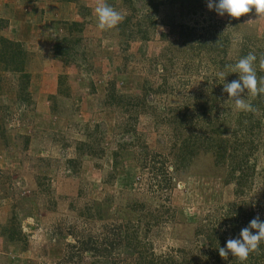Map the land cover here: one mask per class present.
Listing matches in <instances>:
<instances>
[{"label":"rangeland","instance_id":"rangeland-1","mask_svg":"<svg viewBox=\"0 0 264 264\" xmlns=\"http://www.w3.org/2000/svg\"><path fill=\"white\" fill-rule=\"evenodd\" d=\"M18 1L0 6V36L20 43L29 75L18 97L21 74L0 62V264H264V241L241 262L207 238L226 248L264 221V94H242L256 109L244 112L223 91L249 52L264 77V16L106 0L129 20L100 30L97 0ZM219 141L227 155L215 163ZM232 156L252 167L237 192ZM231 202L244 211L232 223ZM118 226L136 240L104 256L100 240ZM94 241L104 253L71 260Z\"/></svg>","mask_w":264,"mask_h":264},{"label":"clouds","instance_id":"clouds-1","mask_svg":"<svg viewBox=\"0 0 264 264\" xmlns=\"http://www.w3.org/2000/svg\"><path fill=\"white\" fill-rule=\"evenodd\" d=\"M207 7L215 10L217 14L239 18L250 13L253 8L258 16H264V0H207ZM94 12L98 18V28L108 30L117 27L124 19V16L106 0H97ZM257 56L254 52H249L245 57L240 58L235 65L228 66L231 72L239 73V79L230 83H224L223 91L228 93L229 98L234 101L235 108L239 111L254 112L256 109L250 100L245 99V92L251 97L264 94V77L258 79L256 68L254 67ZM259 65L264 70V55L259 58ZM225 73H219V78L225 80ZM252 229H257L256 234ZM240 238H230L227 240L226 248L219 247V255L227 259L229 252L237 257L241 262L246 261L251 253H260V243L264 241V221L257 215L249 225L242 228Z\"/></svg>","mask_w":264,"mask_h":264},{"label":"trees","instance_id":"trees-1","mask_svg":"<svg viewBox=\"0 0 264 264\" xmlns=\"http://www.w3.org/2000/svg\"><path fill=\"white\" fill-rule=\"evenodd\" d=\"M124 2H129V0H123ZM148 2V4L150 5V7L155 11L156 10V5H157V0H145ZM152 19V18H151ZM150 18L148 19V22L144 21L143 23H146L147 25L150 24L152 25V23H154V20L152 19L151 20ZM128 17L124 18L123 21L121 22V26H125V25H128ZM139 23V22H138ZM71 25H78L77 22H72ZM178 29L180 30L179 34L177 35V37H181V38H187V34L183 31V25H178ZM142 38H145L144 36V33L141 34ZM61 41H67L66 38H62ZM217 41H221V40H218L214 37H212V43H211V48L213 51L216 50V42ZM20 43L19 42H16V41H12V40H9L8 38H5L3 36H0V62L2 64H4V67L9 69L11 72H16V73H19L21 74L20 77L21 80H23V82H21V85H20V88L17 92V96L18 97H22V95H25L24 92L26 87H27V84H28V72L26 71V67H25V62H24V59L23 57L26 55V52L22 49V47H20ZM60 47L58 46V44H55L54 46V53L55 54H63L65 53V51L63 50H60L59 49ZM60 77L57 78V82L59 83L60 82ZM112 90V89H111ZM110 95H113V93H110ZM113 99V98H112ZM250 127H252V122H250ZM223 142L219 141L216 145L217 146H213V150H211L212 152V155L214 157V160H215V163H217L218 161H221L223 162L224 161V157L227 155L226 154V146H223L222 145ZM212 144L211 142H208L207 143V146L206 147H211ZM264 153V152H263ZM113 154L115 155L116 152H113ZM232 155H234V153H232ZM233 157V156H232ZM233 167H232V170H235V169H240V172H239V176H238V180L235 181V191L237 192L238 190L241 191V187L245 185V181L248 179L247 178V175L250 174V171H251V166H249V171H246L244 169H242V162L241 160H235V158L233 157ZM242 159V158H240ZM235 167H238V168H235ZM247 169V168H246ZM233 207H236V208H233ZM242 209V207H237L235 204H233L232 202L231 203H228L227 204V210H226V219L225 221H229L230 223H232L233 221H236L238 219V215H243V213H240V210ZM242 211V210H241ZM244 212V211H242ZM118 229L120 232H116L115 233V237H114V234L113 236H111L110 232L107 233L106 235H103L102 239L100 240V243H103V246H105L104 251H106L105 253L104 252H99L98 248H96L95 246H93V244H96V242H90L91 243V246L87 245L84 247H79L78 249H75L74 250V253L75 255L73 254L70 258L71 260L77 256L78 253L82 252V251H88V252H96L95 254L98 255V253H104L103 255L104 256H107L106 254H109L111 249H113L114 247L120 245L121 244L123 245L124 243H128L129 241H134L136 240V236L134 235L133 232H121L120 230V227L118 226ZM133 233V234H132ZM110 234V235H109ZM210 236H207L208 240H209V243L211 244L210 246V250L214 249V246L215 245V240L219 242V245L217 248H215V250L218 251V248L219 247H222V238L221 239H215V235L213 233L209 234ZM110 241L108 244L107 242ZM112 242V243H111ZM135 243V242H134ZM88 244V243H87ZM135 245V244H134ZM72 247H74V245H72ZM106 247L107 250H106ZM219 252V251H218ZM154 264H166L165 261H163L161 263V261L159 263H154ZM181 264H184L181 263ZM188 264V263H187Z\"/></svg>","mask_w":264,"mask_h":264},{"label":"crops","instance_id":"crops-1","mask_svg":"<svg viewBox=\"0 0 264 264\" xmlns=\"http://www.w3.org/2000/svg\"><path fill=\"white\" fill-rule=\"evenodd\" d=\"M16 1H18V0H16ZM16 1L15 0H0V6L3 5L7 9L8 7L10 8L11 5H14V3ZM18 2H20V1H18ZM14 7H15V5H14Z\"/></svg>","mask_w":264,"mask_h":264}]
</instances>
